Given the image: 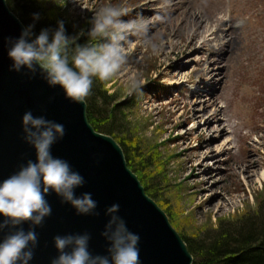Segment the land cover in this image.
Listing matches in <instances>:
<instances>
[{
  "label": "rangeland",
  "instance_id": "rangeland-1",
  "mask_svg": "<svg viewBox=\"0 0 264 264\" xmlns=\"http://www.w3.org/2000/svg\"><path fill=\"white\" fill-rule=\"evenodd\" d=\"M84 1L85 4H80L78 8H74L68 0H34L32 5L38 9V23L52 18L64 21L70 28L71 38L76 39L88 37L95 12L108 4L127 9L128 14L121 17L125 22L141 16L148 17L143 6L144 0ZM184 2L189 12L202 16V22H207L209 26L215 23L216 19H230L238 29L237 33L233 32L237 38L235 51L228 61L225 75L222 76V84L208 83L206 87L200 82H207V79L196 76V71L191 73L192 81H181L180 78L174 77L173 70L168 68L174 58L183 65L181 71L185 74L197 68L203 73L205 68L212 66L211 62H205V56L198 55L196 51L178 53L169 46H161L160 43L164 40L160 35H156L153 39L159 45V50L153 53L137 37L132 36L129 40L133 43L127 48L128 64L115 78L105 83V89L108 94H114L117 98L115 104L126 103L128 100L131 103V108L125 111L129 124L124 122L125 120H118L115 126L123 131L122 133L127 130L132 133L135 131L136 135L143 136L140 141L142 145H151L149 153L153 157L152 161L146 171L139 172L147 191L166 213L171 225L181 237H191L198 233L196 239L199 241L208 240L215 235L219 220L224 221L225 226L231 227L234 230L232 232H236L243 225V212L254 217L252 224H259L264 219V211L260 213V217L255 213L259 200L264 199V0ZM170 5L169 0H164L163 4L153 6L157 13L149 21L156 23L152 18L157 15L164 16L166 20L171 19L174 12L171 11ZM168 29L167 26L163 28L164 31ZM190 31L191 29L187 34ZM170 38L176 41L179 36ZM211 70L214 74L217 73V67ZM131 77L140 79L142 87L149 85L153 88L160 81L167 85L168 91L159 98L154 93L143 95L139 104H132V94L128 92ZM198 89L207 94L215 90L210 97L215 99L220 116L217 117L216 123L210 121L207 127L191 131L187 139H182L181 136L192 128V114H202L204 103L195 101L194 113L189 105H186L190 92ZM210 97H204L203 101ZM209 110L210 108L203 113L207 114ZM222 130L223 133L219 134ZM112 135H117V131ZM198 135L210 139V153H213V159L208 164L210 167L214 165L211 167L212 171L216 170L214 179L221 182L219 191L227 200L237 198L235 206L230 205L219 215L205 212L207 204L204 194L198 198L192 195L194 189L193 180L188 177L189 160L191 156H197L199 153L194 150L198 145ZM217 136L218 139L214 140ZM156 152L160 153L162 160L164 159L162 162L155 160ZM251 154L257 161V166L254 167L255 177L248 184L243 180L241 173H238V167L245 165ZM133 163H141L136 153L132 155L131 164ZM211 180L209 179V184L213 182ZM192 257L195 262L196 257Z\"/></svg>",
  "mask_w": 264,
  "mask_h": 264
},
{
  "label": "clouds",
  "instance_id": "clouds-1",
  "mask_svg": "<svg viewBox=\"0 0 264 264\" xmlns=\"http://www.w3.org/2000/svg\"><path fill=\"white\" fill-rule=\"evenodd\" d=\"M127 14V9L112 4L100 7L91 21L89 42L76 44L74 48L76 38L65 34L62 21L58 22L51 41L48 29L31 39L34 25H30L19 39L9 41L8 56L13 61L10 71L20 72L26 68L35 75L39 70L50 87L59 86L67 99L83 104L91 94L94 78L111 81L128 64L127 48L133 43L129 37H137L153 53L159 50V45L149 35L151 21L141 16L125 22L121 17ZM33 19L38 20L39 14ZM165 19L161 15L152 18L161 23ZM128 92L142 94L140 79H129ZM22 125L26 142L35 149L36 161H28L17 174L0 183V216L5 218L0 222V233L6 228L10 230L0 242V264H29L33 259V249L38 242L33 229L51 215V206L45 199L50 192L69 203L78 215L93 214L97 207L90 193L75 196L74 190L84 184L83 177L72 171L68 162L51 154L52 145L65 135L64 126L42 116L34 117L30 111L24 113ZM118 211V204L106 211L111 219L102 236L111 244L109 255L93 256L87 233L57 235L53 242L59 255L51 264H140L137 247L140 238L128 231L124 220L116 215ZM26 222L32 225L27 232L22 228L11 231Z\"/></svg>",
  "mask_w": 264,
  "mask_h": 264
},
{
  "label": "water",
  "instance_id": "water-1",
  "mask_svg": "<svg viewBox=\"0 0 264 264\" xmlns=\"http://www.w3.org/2000/svg\"><path fill=\"white\" fill-rule=\"evenodd\" d=\"M24 29L6 0H0V183L17 174L28 161H36L35 149L26 142L22 125L24 113L30 111L34 117L42 116L64 126L65 135L52 145L51 154L68 162L72 171L83 177L84 184L74 190L75 196L90 193L97 203L93 214L78 215L54 192L46 195L52 212L33 229L38 242L29 264H51L58 257L53 242L57 235L87 233L90 253L109 255L111 244L102 233L111 219L106 211L113 204L119 205L116 215L124 220L128 231L140 238V264H192L184 240L129 169L121 147L88 122L86 103L67 99L63 89L50 87L39 70L35 75L26 68L10 71L13 61L8 56L9 41L19 39ZM4 219L0 216V222ZM19 228L27 232L32 225L26 222L11 231ZM9 231L6 228L0 233V242Z\"/></svg>",
  "mask_w": 264,
  "mask_h": 264
},
{
  "label": "bare ground",
  "instance_id": "bare-ground-1",
  "mask_svg": "<svg viewBox=\"0 0 264 264\" xmlns=\"http://www.w3.org/2000/svg\"><path fill=\"white\" fill-rule=\"evenodd\" d=\"M89 1L90 0H87V2ZM169 1L171 3V11L174 12L173 17L168 20L165 19L162 23L158 21L153 24L151 23L149 26V35L152 37L160 35V37L164 40L163 43H160L161 46H169L172 50L178 51V53L194 50L198 53V55L200 54L203 57L205 56V62H211L212 66L205 68L206 71L203 73L197 68L185 74L184 71H181L183 65L180 62H176L174 58L170 61L168 68L170 70L172 69L174 77L180 78L181 81H192L191 73L196 71V73L198 72L196 76L207 79V82L202 80L200 82L201 84L205 86L208 83L221 85L224 79L222 76L225 75L229 65L228 61L235 51L234 44L237 38L233 32L237 33L238 29L233 26L230 19H216V22L210 24L209 26L207 22H202L200 19L202 16L200 17L188 11L184 0ZM68 2L73 5L74 8H78L80 4H85L86 1L68 0ZM163 3L164 0H144V10L148 13V17H145L144 19L150 20L151 17L157 13L153 9V6ZM216 23L218 24L216 25ZM164 26L169 28L168 31L163 30ZM189 29H191V31L187 34ZM172 36H179V39L173 41L172 38H170ZM161 51L163 52L162 48ZM213 67H217L216 74H214L211 70ZM214 91L215 90H213L211 94H207L201 89L190 92L186 105H189L191 112L194 113L195 111L193 108L195 107V101L204 103V107L201 111L202 114H192V117H190L193 122V125L191 126L192 128L181 136L182 139H187L191 131H199L203 127H207L210 121L213 123L218 121L217 117L220 116V110L216 107L215 99L210 97L213 95ZM208 96L210 98L203 101ZM208 108H210L209 112L207 114L203 113ZM206 116H208V118H206ZM222 133L223 130L219 132V134ZM196 138L198 139V145H196L197 147L194 150L199 151V153L197 156H191L189 160L190 173L188 177L193 180L192 187L194 189V193H192V195H195L196 198H198L204 194L207 204L205 212L219 215L230 205L235 206L237 198H229L227 200L225 199V195L219 191V189H221L219 186L221 182L220 180L217 181L214 179L216 170H211V167L214 165L210 167L208 164V162L213 159V153H210V139L204 137L203 135H198ZM216 139H218V136L214 138V140ZM192 150L193 149H191V151ZM255 166H257V161L253 157V154H251L248 157V160L245 161V165L238 167V171H240L238 173H241L243 180L248 184L251 183L255 177ZM209 179H212L211 181H213L211 184H209Z\"/></svg>",
  "mask_w": 264,
  "mask_h": 264
},
{
  "label": "trees",
  "instance_id": "trees-1",
  "mask_svg": "<svg viewBox=\"0 0 264 264\" xmlns=\"http://www.w3.org/2000/svg\"><path fill=\"white\" fill-rule=\"evenodd\" d=\"M33 2L34 0H6L9 9L19 18L25 28L34 25L31 39H35L42 30L48 29L49 40L51 41L53 33L58 29V22L60 20L52 18L44 20L43 23H38L33 19L34 15L38 12V9L33 7ZM62 22L65 27V34L71 38L69 26L66 22ZM88 42L89 36L87 38L81 37L80 39H76V43L72 47L74 48L76 44L85 45ZM105 83L95 78L93 79L91 94L85 101L88 122L95 131L112 136L115 139L125 155L127 166L137 175L146 194L153 199V196L147 191L139 175V172L146 171L147 166L152 161L153 157L149 153L151 145H142L140 141L143 136L136 135L135 131L132 133L131 130H127V132L122 133L123 131H120L115 126L117 125L116 122L120 120V122L125 120L124 122L129 124L125 111L131 108V103L128 100L126 103L115 104L118 100L114 94H108V91L105 89ZM164 89L165 87L157 85L153 88H150L149 85L142 87V94H132V104H139L143 95L155 94L158 93V90L162 92ZM120 125L119 123L118 126ZM110 129L114 130L113 132L117 131V135L113 136V132ZM121 133L122 135H120ZM138 146H141V150L137 149ZM135 153L141 163H133L132 165V155H135ZM142 156L143 159H141ZM154 157L157 162L162 160L158 152L155 153ZM167 162L169 161L167 160ZM263 207L264 199L262 201L259 200L257 205L255 213L258 217L264 211ZM243 213V225L236 232H232L234 230L231 227L225 226L224 221L219 220L217 225L218 231L208 240L198 241L196 239L198 233L191 237L182 236L188 251L192 256L196 257V261L193 264H264V219L255 225L256 222L252 224L254 217L250 213Z\"/></svg>",
  "mask_w": 264,
  "mask_h": 264
}]
</instances>
